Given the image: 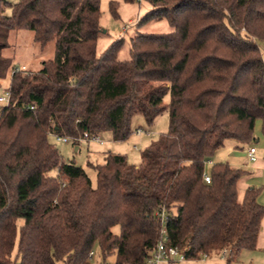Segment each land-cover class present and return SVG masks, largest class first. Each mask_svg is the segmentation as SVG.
Wrapping results in <instances>:
<instances>
[{
    "label": "trees",
    "instance_id": "trees-1",
    "mask_svg": "<svg viewBox=\"0 0 264 264\" xmlns=\"http://www.w3.org/2000/svg\"><path fill=\"white\" fill-rule=\"evenodd\" d=\"M99 1L0 0V77L10 29L54 44L37 70L10 73L0 108V264H89L94 244L112 264H146L161 228L185 258L226 246L228 262L255 247L260 187L238 201L245 170L203 161L226 138L252 140L256 120L264 137V0H145L136 24L163 18L169 29L135 32L123 58L121 36L96 51ZM116 5L108 0L114 16ZM164 110L167 129L139 163L109 150L88 162L94 184L48 138L76 144L107 130L124 140L135 113L149 123Z\"/></svg>",
    "mask_w": 264,
    "mask_h": 264
},
{
    "label": "rangeland",
    "instance_id": "rangeland-1",
    "mask_svg": "<svg viewBox=\"0 0 264 264\" xmlns=\"http://www.w3.org/2000/svg\"><path fill=\"white\" fill-rule=\"evenodd\" d=\"M15 1V0H9ZM150 5L145 0H134L126 2L117 0L116 12L114 16L108 9V0L99 1L100 17L99 24L102 27L96 41V51L100 52L110 41L122 37L123 44L117 55L120 58L127 56V41L129 36L137 31H166L169 26L165 19H152L140 25L136 21L149 9ZM10 8L6 6L4 13L9 14ZM7 45L2 49L1 55L7 62L5 73L0 77V94H3L8 87L9 76L12 66L24 65L26 71L31 72L37 70L41 61L50 58L53 55V41H48L40 46L32 39V31L29 28L10 29L7 34ZM262 57L264 59V43L260 42ZM168 96L164 97L167 101ZM1 103V102H0ZM132 131L124 140H113L109 131L105 130L98 135L101 142L81 138L76 144L70 139L66 141H58L53 135L48 138L58 149L60 157L64 161L72 160L75 164L80 165L87 173L92 184L95 183V174L93 168L88 164L101 162L104 158L105 151L119 152L126 156L128 162L137 163L140 161V150L145 147L151 140L155 139L160 132L167 129L168 114L164 110L157 114L149 123H146L142 115L138 112L131 117ZM259 120L254 122V131H258ZM141 131L137 135L136 129ZM77 145V148L74 146ZM113 231H117V225L112 227ZM261 238V234H259ZM93 254L90 258L99 255L97 245L92 247ZM114 257L113 253L108 254L105 258L107 262H111Z\"/></svg>",
    "mask_w": 264,
    "mask_h": 264
},
{
    "label": "crops",
    "instance_id": "crops-1",
    "mask_svg": "<svg viewBox=\"0 0 264 264\" xmlns=\"http://www.w3.org/2000/svg\"><path fill=\"white\" fill-rule=\"evenodd\" d=\"M139 135L140 133H136ZM252 140L248 142H239L232 138L224 139L223 143L216 148L214 153L210 156V163L205 165L207 168L214 162L225 161L231 167H236L245 170L236 181V197L240 201L242 199L244 190L247 186L257 185L260 187L256 199L264 206V137L260 132V121L258 131H252ZM253 144L256 147V159L250 161L247 157V147ZM77 148V145L74 146ZM139 163V162H137ZM135 163V164H137ZM264 214L260 220V228L256 238L255 247L250 249H240L234 257L227 262L228 252L224 256H220L218 252L211 253L205 257L193 258H179L174 260L161 259L156 264H264ZM261 234V238H259ZM93 254V253H92ZM107 262L106 258L102 259L100 255L95 258H90L89 264H105L113 263ZM134 264V263H124Z\"/></svg>",
    "mask_w": 264,
    "mask_h": 264
},
{
    "label": "built area",
    "instance_id": "built-area-1",
    "mask_svg": "<svg viewBox=\"0 0 264 264\" xmlns=\"http://www.w3.org/2000/svg\"><path fill=\"white\" fill-rule=\"evenodd\" d=\"M15 71H22L23 73L27 72L24 68V65L12 66L11 67V73L15 72ZM7 100H8V90L5 89L4 93L0 94V102H1L0 108H1L2 104H5L7 102ZM135 131L137 133H139L141 130L139 128H137ZM53 136L58 141H66V140L72 139L70 136H67V135H53ZM81 138H89V139L91 138V139L97 140L99 142L102 141L98 134L86 135L84 133ZM247 157L250 161H253L256 159V147L253 144H251L247 147ZM209 163H210L209 159H206L203 161L204 166L206 164H209ZM202 178L206 182L209 181V179H210V176H209L208 172L206 171V169H204L202 171ZM159 217H163V214L160 213ZM165 239H166V236L164 233V229L161 228V234H160L159 238L157 239V241L155 242L153 250L145 258L146 264H156L161 259L172 261L174 259L184 258L183 249H178L177 247L172 246V245H166ZM227 252H228V247L224 246L218 251V254L220 256H224ZM92 253H93V251L90 250L88 254L91 255ZM199 255L201 257L208 256V254H206L205 252H200ZM105 264H109V263H105Z\"/></svg>",
    "mask_w": 264,
    "mask_h": 264
}]
</instances>
